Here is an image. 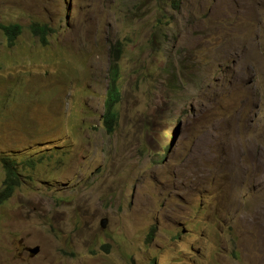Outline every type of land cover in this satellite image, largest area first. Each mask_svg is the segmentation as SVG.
Returning <instances> with one entry per match:
<instances>
[{"label":"rangeland","instance_id":"1","mask_svg":"<svg viewBox=\"0 0 264 264\" xmlns=\"http://www.w3.org/2000/svg\"><path fill=\"white\" fill-rule=\"evenodd\" d=\"M12 23L0 264H264V0H0Z\"/></svg>","mask_w":264,"mask_h":264},{"label":"trees","instance_id":"2","mask_svg":"<svg viewBox=\"0 0 264 264\" xmlns=\"http://www.w3.org/2000/svg\"><path fill=\"white\" fill-rule=\"evenodd\" d=\"M0 27L4 30L7 35L8 41L10 44H13L17 35L21 32L22 26L19 23L12 24H1ZM33 30L35 32H41L42 40L47 41L45 35L52 29H47V26H42L35 24L33 25ZM123 54L122 43L118 42L113 46L110 57V70H109V84L104 100L105 109H104V122L107 125L109 130H113L115 127V121L119 115L117 109L118 104L123 98V90L121 86V55ZM169 144L165 143V148H168ZM164 157V154L160 156ZM5 169V177L0 187V203L7 200L13 193L14 188L20 184L21 174L17 169V165L14 160L6 158L3 162Z\"/></svg>","mask_w":264,"mask_h":264},{"label":"water","instance_id":"3","mask_svg":"<svg viewBox=\"0 0 264 264\" xmlns=\"http://www.w3.org/2000/svg\"><path fill=\"white\" fill-rule=\"evenodd\" d=\"M101 226L104 228L106 226V219H102ZM28 250L30 251L31 255L36 254L39 251V246L29 247Z\"/></svg>","mask_w":264,"mask_h":264}]
</instances>
